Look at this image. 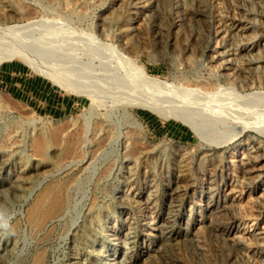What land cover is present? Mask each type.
<instances>
[{
  "label": "rangeland",
  "instance_id": "obj_1",
  "mask_svg": "<svg viewBox=\"0 0 264 264\" xmlns=\"http://www.w3.org/2000/svg\"><path fill=\"white\" fill-rule=\"evenodd\" d=\"M14 50L0 264H264V0H0Z\"/></svg>",
  "mask_w": 264,
  "mask_h": 264
},
{
  "label": "bare ground",
  "instance_id": "obj_2",
  "mask_svg": "<svg viewBox=\"0 0 264 264\" xmlns=\"http://www.w3.org/2000/svg\"><path fill=\"white\" fill-rule=\"evenodd\" d=\"M205 5V4H204ZM200 8H202V6L200 5ZM200 8L197 10V12H196V16L197 17H203L204 15H203V13H204V11H201L200 10ZM206 10V9H205ZM1 15H2V13H1ZM12 15V14H11ZM12 17V16H11ZM8 18V17H7ZM202 19V18H201ZM4 21V20H3ZM31 24V23H30ZM33 24V23H32ZM204 25V24H203ZM245 26V25H244ZM19 27V26H18ZM242 27V26H241ZM164 29V28H163ZM18 30H19V28H18ZM20 30H22V28L20 29ZM19 30V31H20ZM189 30V29H188ZM247 29L246 28H243V33L246 31ZM15 31H16V29H15ZM169 31H170V29H169ZM234 31V30H233ZM165 33V32H164ZM166 33H167V31H166ZM170 33H168L167 35H169ZM250 37V36H249ZM207 40V39H206ZM246 42V41H245ZM19 47V46H18ZM10 48V47H9ZM8 49V48H7ZM15 49V48H14ZM253 47H247V48H245V53H246V55L248 56V55H250V53H252L253 52ZM12 51V50H11ZM20 52V51H19ZM27 52V51H26ZM2 53V52H1ZM13 53V52H12ZM5 54L6 56L5 57H2V59H0V63L2 62V61H4V60H6V59H10V58H14L15 56H20V57H23L24 58V56L23 55H20V53H15V50H14V53L15 54ZM4 55V54H3ZM0 57V58H1ZM225 58V57H224ZM25 61H28V60H26V56H25ZM258 62V61H257ZM259 62H260V60H259ZM30 64V63H29ZM255 65H256V63H255ZM35 67V66H34ZM37 69V68H36ZM137 69H138V71L141 73V74H143L142 76H144V77H146L147 76V78H149V80L150 81H156V78H153V77H150L147 73H146V71H145V69L143 68V67H141V66H139L138 64H137ZM249 69V68H248ZM255 69V68H254ZM257 70V69H256ZM37 71V70H36ZM189 91V90H188ZM194 91H198V90H194ZM184 120V119H183ZM189 121V120H188ZM186 122V121H185ZM141 126V125H140ZM57 135V134H56ZM45 139H41L40 138V141L38 140V145H39V148L41 147L42 148V146H43V144L45 143V141H44ZM45 145V144H44ZM136 150V149H135ZM142 151V150H141ZM139 152V151H138ZM258 152H259V149H257V150H255V151H253L252 153H255V155H252V153L250 154V156L247 158V160H248V162H254V159L256 160L258 157H256L257 156V154H258ZM140 153V152H139ZM138 153V154H139ZM261 153V152H260ZM64 154V153H63ZM63 154H61L62 156H63ZM133 154V153H132ZM137 154V155H138ZM248 154V153H247ZM60 155V154H59ZM136 155V156H137ZM141 155V154H140ZM61 156V157H62ZM65 156V155H64ZM133 156H135V155H133ZM255 164L257 163L256 161L254 162ZM247 166V165H246ZM248 173L249 172H251L250 170L249 171H247ZM253 177V176H252ZM254 178V177H253ZM69 182V181H68ZM61 183V182H60ZM66 183V182H65ZM70 183V182H69ZM70 185V184H69ZM51 187H47L45 190V192L39 197V199H38V201L36 202V204H35V206H34V209H33V211H32V213H31V218L32 219H35V218H37L38 219V217H40V221H42V220H46V219H48L49 217H51V216H54L55 214H58V213H60V211L63 209V207H64V204H65V201H64V192H67V191H65L64 190V188H61V186L58 188V187H56V185L55 186H52V185H50ZM65 186H67L66 184H65ZM179 188V187H178ZM173 190H175V189H173ZM176 192V191H175ZM253 192V191H252ZM180 194V193H179ZM66 196V195H65ZM171 198V197H170ZM251 198V197H250ZM264 198V197H263ZM259 199V198H258ZM264 204V203H263ZM45 206H47V208L45 209ZM65 208V207H64ZM127 209V208H126ZM46 210V211H45ZM64 211V210H63ZM62 212V211H61ZM53 218V217H52ZM34 221H36V220H34ZM46 222V221H45ZM44 222V223H45ZM40 223H43V222H40ZM39 226H40V224H39ZM256 235V234H255ZM116 240V239H115ZM39 257H40V255H39ZM43 258V257H42ZM38 259H40V258H38ZM38 261V260H37ZM41 262H42V259H41Z\"/></svg>",
  "mask_w": 264,
  "mask_h": 264
}]
</instances>
